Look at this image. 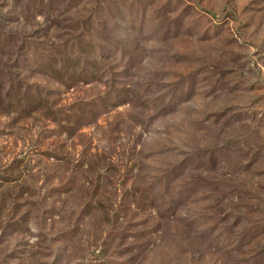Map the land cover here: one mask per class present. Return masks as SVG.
Returning <instances> with one entry per match:
<instances>
[{
    "label": "rangeland",
    "instance_id": "rangeland-1",
    "mask_svg": "<svg viewBox=\"0 0 264 264\" xmlns=\"http://www.w3.org/2000/svg\"><path fill=\"white\" fill-rule=\"evenodd\" d=\"M0 264H264V0H0Z\"/></svg>",
    "mask_w": 264,
    "mask_h": 264
}]
</instances>
